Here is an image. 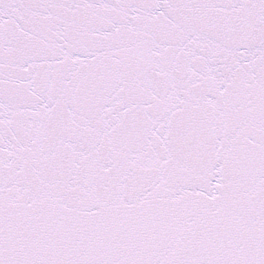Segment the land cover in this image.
Returning a JSON list of instances; mask_svg holds the SVG:
<instances>
[{
	"label": "snow or ice",
	"instance_id": "1",
	"mask_svg": "<svg viewBox=\"0 0 264 264\" xmlns=\"http://www.w3.org/2000/svg\"><path fill=\"white\" fill-rule=\"evenodd\" d=\"M0 264H264V0H0Z\"/></svg>",
	"mask_w": 264,
	"mask_h": 264
}]
</instances>
